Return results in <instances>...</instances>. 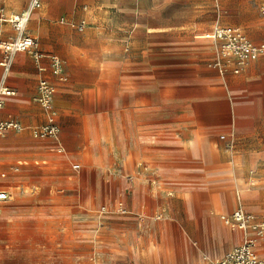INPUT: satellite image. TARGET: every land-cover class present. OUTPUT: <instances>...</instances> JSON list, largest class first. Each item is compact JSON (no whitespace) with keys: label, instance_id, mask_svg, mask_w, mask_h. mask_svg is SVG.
Returning a JSON list of instances; mask_svg holds the SVG:
<instances>
[{"label":"crops","instance_id":"1","mask_svg":"<svg viewBox=\"0 0 264 264\" xmlns=\"http://www.w3.org/2000/svg\"><path fill=\"white\" fill-rule=\"evenodd\" d=\"M41 1L43 3V0ZM46 1L50 3V0ZM113 1L120 3L124 0ZM5 10L8 15L6 6ZM48 14L45 11L38 12L37 17L32 18H41V23L46 27L47 40H43L42 45L38 37L32 35L36 31L34 27L28 29V32L38 40L40 49L45 54L55 55L45 51L49 47L47 41L51 39L49 21L51 18L65 14V1L55 0V5ZM0 24H3L2 27L0 26V41L16 34L15 31L14 35L9 36L10 32L3 28L9 23ZM68 24L79 26L81 23ZM215 27L205 36L213 40L216 50V43L212 37ZM178 28L179 26L154 28L158 33L173 32L172 35L159 41V44L171 53L170 65L154 75H128L125 79L127 88L124 90L125 101L122 107V136L119 137L117 132L120 130L113 127L118 138L114 139L113 144L108 143L106 152L99 151L100 167L105 168L106 174L105 188L109 178L107 162L111 159L115 167L121 166L123 179H127L130 184L125 193L124 207L126 209L129 207L128 212L124 214L126 216H113L109 219L112 221L108 222L104 217L93 214L91 209H84L79 204L70 207L71 215L68 216L66 212L64 214V207L60 209L57 207L59 211H63V214L59 212L60 216L57 218L64 217V226L68 223L73 234L65 231V228L62 233L57 234V240L61 241L58 243V248L52 251L51 254L54 256L49 258L52 260H48L47 264H88L83 259L97 255L103 257L102 253L107 254L108 264H136L134 251H137L141 264H168L169 250L166 247L165 236L167 237L171 230L166 225L159 230L156 229L155 233L158 231L161 237L159 246L149 245L140 250L139 245L149 241L147 232L143 234L141 232L147 204L141 205L138 211L139 217L133 216L132 218L135 219H129V213H134L141 193L152 194L163 190L181 199L184 204L185 216L177 220L179 239L176 243L181 256L184 257L186 250L188 256L194 257L190 263L194 264L196 259L201 261V256L207 258L205 245L198 247V241L204 240L205 237L211 238L209 226H205L206 219L214 210L210 206L217 204L223 210L220 201L222 193L230 200V188L236 189L237 186L241 188L243 183L247 182L246 185L252 189L264 178V54L248 63L241 73L223 75L209 64L215 55V52H211L214 48L206 45L199 37L178 32ZM251 40L258 45L264 44V41ZM208 54L213 56L206 63L205 56ZM1 56L0 49V59ZM64 70L67 81H61L53 74L48 57L37 62L33 55L25 52L15 55L6 79L3 78L4 70L0 65V85L5 83L15 91L14 95L6 98L4 106L0 109V118L18 120L26 127V130L20 133L9 131L3 136L0 135V174L7 173L5 178L0 176V189H7L11 193L9 200L0 203V215L2 209H7L5 204L13 201L16 195L27 201L39 196L42 190H47L49 195L66 190L68 186L66 183L43 185L44 187L40 183L34 184L31 180L32 176L25 174L33 158L36 159L38 156L45 158L48 150L57 151L60 155L67 154L66 160H72L70 167H66L65 172L61 174L62 177H78L83 170L84 165L79 158H82L85 150L84 138L80 133L66 136L67 132L63 131L64 127L60 122L57 97L71 82L65 64ZM41 79H48L55 86V107L61 126L57 140L36 138L31 132L32 127L43 125L47 121V111L38 102V85ZM118 106L119 104L116 107ZM90 119L96 125L100 121L99 118L94 119L91 116L85 120L83 131L86 138H88L86 126ZM104 123L109 132L110 124L113 123L106 120ZM63 132L65 138L62 137ZM59 147H63V152L57 150ZM87 147L90 149L89 142ZM113 151L115 153H112ZM92 161L93 167L97 168L95 186L98 193L99 165L93 158ZM75 163L80 164L79 170L73 169ZM130 163L136 165L137 180L131 175ZM250 175L252 177L247 180ZM21 178H30V180ZM219 184L226 188L219 192L216 203L210 196L197 195L199 192L206 193L209 188ZM260 190V186L253 194L250 190H246L249 192L242 198L256 196ZM130 194L132 196L128 203L126 196ZM188 199L192 202L193 215L189 212ZM33 202L36 200L23 207L15 205L12 208L8 207L11 217L7 218V221L32 223L36 215L42 214L41 209L35 210L36 208L30 206ZM108 206L103 205V207ZM235 209L224 211L221 215L212 213L222 221L223 215L230 214ZM246 211L257 215L264 214V209H259L257 206L253 210ZM161 218L162 216L157 219ZM223 225L232 233L229 240L217 245L219 253L215 256H212L215 244L211 240L214 248L213 250L208 248V256L215 259L223 258L230 249L244 241L243 232L230 229L231 227L224 223ZM78 232L87 233L83 235L77 234ZM113 232L126 235L127 242L123 243L117 236L111 235ZM143 237L144 239H141ZM75 244H82V247H75ZM257 250L264 256L263 243L257 245ZM113 253L118 254L115 259L112 258ZM170 264H182V262L174 261Z\"/></svg>","mask_w":264,"mask_h":264},{"label":"rangeland","instance_id":"2","mask_svg":"<svg viewBox=\"0 0 264 264\" xmlns=\"http://www.w3.org/2000/svg\"><path fill=\"white\" fill-rule=\"evenodd\" d=\"M64 1L65 14L51 18L49 21L51 39L47 41L49 47L45 51L58 55L71 76L70 85L60 91L57 101L60 122L64 127L63 131L67 132L66 136L80 133L84 138L85 150L82 158H79L84 167L78 177L65 178L61 174L65 172L66 167H70L72 162L71 159H65L67 154L60 155L57 151L48 150V155L45 158L38 156L36 159L30 160L28 172L25 174L32 176L31 180L34 181V184L40 183L44 187L43 185L66 183L68 186L66 190L61 191L62 193L55 194L54 192L53 195H49L47 190H42L39 196L27 201L16 195L13 201L5 204L6 207L11 206V208L14 207L13 205L23 207L36 200L30 206L36 208L35 210L41 209L42 214L36 215L32 223H21L7 221V218L11 217L10 209H2L0 215V264H47L48 260H52L49 259L54 256L51 253L58 248V243L61 241L57 240V234L62 233L64 228L65 231L73 234L68 223L64 226V217L57 218L60 213L63 214L62 210H58L62 207L65 209L64 214L66 212L68 216L71 215L70 207L73 204H79L84 209H91L93 214L104 217V220H108V222L112 221L109 219L113 216H126L125 213H122L121 207L125 205V193L130 184L127 179H123L124 173L121 171V166L115 167L111 159L108 161L109 163L107 162L109 178L105 188L106 174L105 168L100 167L99 151L106 152L108 143L113 144L118 135L122 136V107L125 101L124 90L127 88L125 79L128 75H154L170 65L171 53L167 48H163L159 41L172 35L173 32L158 33L155 32L157 31L154 29L155 27L179 26L178 32L199 37L212 49L214 42L206 38L205 34L209 33L216 25H237L242 27L254 41H264V14L261 11L264 0H124L120 3L113 0ZM1 2L5 4L8 16H11L20 14L27 9L31 0H1ZM54 5L55 0H50V3L43 0L42 7L33 10L30 16L28 29L35 28L36 31L32 35L38 37L41 45L46 39V27L41 23V18H32L37 17L36 13L38 12L44 13L45 11L49 15L48 11ZM62 18L65 19L62 20ZM83 21H85L83 30H80L78 25L68 24L82 23ZM3 28L10 32L9 36L15 34L16 30L12 25L7 24ZM211 52H215V48ZM212 56V54L206 55L204 62L207 63ZM118 104L119 106L116 107ZM89 116L94 119L99 118L100 121L98 125L92 119L88 121L86 126L88 141V138L84 136L83 124ZM103 120L113 123V125L110 124L109 132ZM113 127L120 130L117 132L118 135ZM66 136L63 132L62 137ZM88 142L90 149L87 147ZM92 158L99 165L98 193L95 186L97 168L93 167ZM45 160L47 162H44ZM130 166L131 175L137 180L136 165L130 163ZM250 177L252 176H248L247 180ZM21 179L30 180V178ZM245 183L247 184V182ZM258 186L261 189L260 193L253 197L242 198L249 191H239L247 188V185H243L241 188L237 186L236 189L230 188V200L222 193L220 201L224 210H221L217 204L210 206L214 210L206 219L205 226H209L207 229L210 231L211 238L205 237L204 240L198 241V247L205 245L207 258L203 264L208 260L215 259L208 256V248H212L211 250L214 248L213 242L215 250L212 251V256H215L216 253H219L217 245L229 240L232 233L215 214L221 215L224 211L233 208L253 210L257 206L259 209H264V178L259 180V184L250 192L253 194ZM225 188L224 185L219 184L209 188L206 193L199 192L197 195L199 197L210 196L216 203L219 192ZM171 195L165 190L152 194L141 193L134 213H129V219H135L132 218L133 216L139 217L138 211L141 205L147 204V213L142 220L141 232L142 234L147 232L149 241L142 242L139 245L140 250L149 245L159 246L161 237L158 231L155 233V230L166 225L171 230V233L167 237L165 236L166 247L169 250L168 264L174 263V261L190 264L194 257L188 256L186 250L182 257L176 243V240L179 239L177 220H181L185 216L184 204L181 199ZM131 196V194L126 196L128 203ZM105 204L109 206L107 211L103 212L101 208ZM188 206L190 215H193L190 199H188ZM160 216L162 218L157 219ZM86 233L78 232L77 234L84 235ZM111 235L117 236L123 243L127 242L126 235L123 233L113 232ZM183 245L185 247L184 243ZM74 246L82 247V244ZM102 254H104L103 257L97 255L83 260L88 264H108L107 254ZM117 255L113 253L112 258L115 259ZM134 258L136 264H141L137 251H134ZM202 259L203 256H201V261L196 259L194 264H201Z\"/></svg>","mask_w":264,"mask_h":264},{"label":"built area","instance_id":"3","mask_svg":"<svg viewBox=\"0 0 264 264\" xmlns=\"http://www.w3.org/2000/svg\"><path fill=\"white\" fill-rule=\"evenodd\" d=\"M41 0H31L29 7L20 14L6 15L4 4L0 0V23H9L16 30V35L0 41L2 56L0 65L6 79L11 71L15 55L25 52L33 55L37 62L44 57L50 60V68L56 77L61 81H67L64 70V63L57 55L45 54L39 46L36 38L28 32L30 14L33 10L41 8ZM264 14V4L261 7ZM78 28L83 30L85 23H81ZM212 37L216 43L214 58L210 61V66L217 69L221 74H239L250 62L257 60L264 54V44L258 45L253 42L248 35L238 26L218 25L215 27ZM38 102L47 111V121L40 126L32 127V135L40 139H59L61 126L58 122V111L55 107V86L48 79H41L38 85ZM15 94V91L5 83L0 85V109L4 106L6 98ZM26 127L15 119L0 118V135L3 136L9 131L23 132ZM224 138V135L222 136ZM63 152V147L57 149ZM80 164H73V169L79 170ZM6 172H1L0 176L5 178ZM11 198V193L7 189H0V203ZM103 212L107 207L102 208ZM122 213H127L125 207H121ZM222 221L233 230L243 232L244 241L230 249L221 259L208 260L206 264H264V256L258 250L259 243L264 244V214L257 215L246 211L243 208H236L232 213L223 215Z\"/></svg>","mask_w":264,"mask_h":264},{"label":"bare ground","instance_id":"4","mask_svg":"<svg viewBox=\"0 0 264 264\" xmlns=\"http://www.w3.org/2000/svg\"><path fill=\"white\" fill-rule=\"evenodd\" d=\"M26 11V9L23 11V12H25ZM33 12V11H32ZM32 12H31V14H32ZM31 14H30V16H31ZM166 30V29H165ZM17 33V32H16ZM16 35V34H15ZM14 35V36H15ZM202 36V35H201ZM13 37V36H12ZM212 44V43H211ZM20 53V52H19ZM240 182H242L243 183V180L242 179H240ZM243 185H246V183L244 182L243 183ZM242 190V189H241ZM246 190H251V189H249V187H247V188H245L244 189V191H246ZM16 203V202H15ZM14 203V204H15ZM222 204V203H221ZM229 204V203H228ZM8 208V207H7ZM224 210V209H223ZM221 217V216H220ZM208 225V224H207ZM230 228V227H229ZM230 229H232V228H230ZM204 260H205V257L203 256V259H202V262H201V264H203V262H204ZM206 264V263H205Z\"/></svg>","mask_w":264,"mask_h":264}]
</instances>
